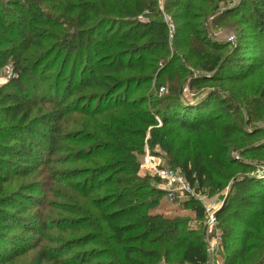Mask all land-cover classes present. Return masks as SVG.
<instances>
[{
    "label": "trees",
    "instance_id": "16d2710c",
    "mask_svg": "<svg viewBox=\"0 0 264 264\" xmlns=\"http://www.w3.org/2000/svg\"><path fill=\"white\" fill-rule=\"evenodd\" d=\"M228 2L166 0L165 10L172 13L177 25L179 22L184 25L179 30L189 29L190 50L201 59L199 67L203 71L216 72L224 63V67L240 69V76L233 72L229 74L232 80L240 81L250 70L248 60H225L221 56L204 58L208 51L224 46L207 37L203 21L193 22L199 17H207L202 14L205 8L219 12L223 8L221 4ZM30 11L31 18L28 19ZM239 14L244 23L264 28V0H241L218 16L226 18ZM141 16L147 18L146 21H141ZM163 17L159 0H0V70L5 66L12 67L11 78L0 86V245L3 247L0 248V264L12 263L18 256L39 248L44 239L55 246L40 248L34 264H113V260H108V255L111 258L114 255L110 252L112 248L121 250L125 264H145L136 256L153 259L150 264H157L156 258L161 255L146 250L145 246L139 245L140 241L147 242L146 245L170 244L173 251L181 250L184 263L209 264L210 252L203 234L190 229L183 219L162 218L149 213L166 192L151 187V177H141V164L136 155L144 154L146 146L160 147L187 182L202 190L214 185L216 169L232 171L230 138L239 130L220 115L210 113L216 106L222 107L226 116L230 113L231 106H226L229 101L219 92H209L194 102L184 100L186 84L180 80L179 71L174 69L173 62L178 55L168 49L169 30ZM95 19L96 24L92 23ZM46 24L65 25L67 29L45 33L43 25ZM14 31L15 35L11 36ZM145 37H151L154 42L145 46L137 44ZM259 37L262 38V34ZM246 38V33H242L241 42L245 43ZM153 47L162 50L154 49L150 52L152 55L161 51L163 59L168 58L166 66L154 70L158 74L156 86L159 89L168 85V92L153 94L148 101L152 106L140 108L138 105H144L147 99L130 98L129 93L137 81L127 78L125 73L136 71L139 74L134 76H140L146 82L141 74L146 68L144 53ZM259 47L254 42L251 48L254 52H262ZM237 49H243L241 43ZM135 56H138L137 60ZM62 58L64 62L55 70ZM48 61L50 66L41 74L39 67ZM216 78L212 75L192 77L189 88ZM262 96L264 98V91ZM213 102L217 104L212 106ZM43 105L47 107L45 111ZM236 110L240 111V107L235 106ZM73 112L88 115L95 123L102 115L111 118L109 127L102 129L96 125L94 128L108 140L86 144L69 157L62 158L64 160L58 158L55 161L58 153L65 149L61 143L78 140L68 135L63 121L65 115ZM183 131L189 135L185 136ZM202 132L206 135L203 138L192 137V133L199 135ZM102 153L115 159L105 164L95 163L93 167L82 168L65 178H60V173L55 177L59 182L84 177L73 184V189L97 213L65 204L60 208L71 216L48 219L49 195L45 194L43 182L38 180L30 184L29 194L24 192L27 189L13 190V178L41 175L57 163L76 159L94 162ZM244 181L246 184L242 185L235 207H246L247 212L241 219L247 223L248 214L257 212L261 204L240 195L248 192L252 185L259 186L257 196L263 195L264 182L254 178ZM147 189L149 192L145 197L143 191ZM101 190L103 194L98 192ZM38 192L45 196L40 198ZM143 197L154 198L148 202L142 201ZM242 200L244 202L240 203ZM190 207L199 218L205 216L204 206L195 202ZM229 210L230 207H222L217 218L222 219ZM78 214L82 219L74 217ZM95 219L105 228L99 229ZM222 221L225 222L221 224L223 247L230 250V260L225 264H237L245 260L250 251L245 240L250 234L236 247L230 242L234 237L233 226L228 219ZM82 228H90L91 232L85 231L65 243L48 233L52 229L67 232ZM110 240L112 243L108 242ZM93 243L94 248H87ZM169 250L165 253H172ZM254 259V264H264L261 248H257Z\"/></svg>",
    "mask_w": 264,
    "mask_h": 264
},
{
    "label": "rangeland",
    "instance_id": "374dc122",
    "mask_svg": "<svg viewBox=\"0 0 264 264\" xmlns=\"http://www.w3.org/2000/svg\"><path fill=\"white\" fill-rule=\"evenodd\" d=\"M240 1L241 0H229L227 5L221 4V6L223 7L221 8V11H217L215 13L214 11L205 8L202 14H205L207 17L204 19V17L201 15L202 17L194 19L193 21L195 24L203 21V26L206 31L207 37L212 41L217 42L218 44H223L224 46L222 49L208 51L204 58L221 56L225 60H230L233 58H246L248 60L247 64H249L250 70L248 72H245V77L240 81L232 80L229 77V74H232L231 72L236 73L239 76L242 75L240 74V69H235L230 66L224 67V63L222 64V62V67H218L217 71L212 73L203 71L201 67H199L201 59L195 54H192V51L190 50L191 47L189 38L191 36V33L189 32V29H187V31L184 30V32L182 30H179L180 28H183L184 25L181 22H179L177 25L175 18L172 16V13L170 14L166 12L165 4L163 3V10L164 12H166V14L164 15H168L169 17H171V21H173V23L175 24V31H173V34L168 31V49L174 54L178 55V59L173 62V65L174 69L179 71V76L181 78L180 80L182 82L185 81L186 84V87L184 89V94L186 96H184V100L194 102L199 100L200 98H204L209 92H219L221 96L229 101L226 106H231V109L230 113H228L227 116L224 112L221 111L220 108L222 107L220 106L214 107V109H212L210 113L220 115L221 118L225 120V122H231L239 130L230 138V144H232V147L229 155L231 157V161L233 162V165L231 167L232 171L228 168L224 170L218 168L216 169V174L214 176V185H211V187H204V189L202 190H198L197 187L192 186L191 193L179 192L177 200L171 201L168 196L169 191L172 188L177 187L176 185H172L170 183L172 179L171 173L173 171L182 173L181 170L176 168L173 163L170 162L167 153L158 146L152 149L149 146H146L144 154L136 155L137 160L141 164L139 171L141 177H151V179L149 180V183H151V187L166 192L165 195H163L161 201L157 205L153 206L152 210L149 211V213L155 214L162 218L183 219L190 229H194L199 234H203L204 239L207 241L209 247V264H225L227 260H230V256H228L230 250L227 251L223 247V226L221 225L224 222L222 221L223 218L224 220L228 219V223L233 226L234 237L230 242L234 244V246L238 247L245 236L247 234H250L245 239L246 244L250 246V251L246 253V259L240 260L237 264H254V258L256 257L257 248H261L264 251V193L263 195L257 196L256 194L259 186L252 185L250 190L248 189V192L242 193V195H240L242 198H248V200L251 199L254 202L260 201L259 204H261V208H259L257 212L253 211L251 212V215L248 214L249 218H247V223L243 222L241 219L247 212L246 207L238 209L235 207L239 202L237 200V196L242 191V185L246 184V181H244L245 178H254L258 182H264V98L262 96V93L264 91V28L262 26L252 27L249 23H244L242 21V14H239L237 16L231 15L226 18H221L220 16H218V14H220L222 11L229 7H232L235 3L238 4ZM198 4V6H201L200 3ZM14 10L17 9L14 8ZM196 10L197 9H193L192 11ZM215 17L217 18L214 22L213 19ZM30 18L31 11L28 12V19ZM146 19L147 18L143 20ZM92 23L96 24V19ZM166 26L169 30V26L167 23ZM156 27L157 26H155L154 28ZM61 28H66V26H50L48 24L43 25V31H45V33H54L56 32V30ZM123 31H126V29H123ZM242 33H246L247 35V41H245V43H242V40H240ZM261 34L263 36L262 38L259 37V35ZM14 35L15 31L11 36ZM231 38H234V42H231ZM153 42L154 41L151 40V37H145L144 39H141V41L137 42V44H139L140 46H145L151 45ZM254 42H257L259 46L262 47V52L253 51L251 47L253 46ZM240 43L242 44L243 49L238 50L237 47ZM155 45L158 46V43H155ZM157 48H159V50H162L161 47ZM157 48L153 47L150 49V51H145L144 56L146 60L143 64L144 66H146L145 69L141 70V66H138V69L142 71V76H145L146 82H143L140 76H134L135 74H139L136 73V71L134 73H125L126 71L123 72V74H126L127 78L130 79V77H132L137 81V84L133 87L134 89H131L132 91L129 93L130 98L132 100H141L142 98L147 99V102L144 105H138L140 108H145V106H152L148 101L152 99L153 94L162 95L168 92V85H165V87H160L159 89L156 86V78L158 74L154 70L156 68L158 70L162 69L164 66H166V62L168 60V58L166 57L163 59V55L160 54L161 51L159 54L154 55L150 53L152 50ZM134 59L137 60L138 56H135ZM48 62H44L43 65L39 67V71L41 72V74H43L48 66H50V62ZM62 62H64L63 58L60 60V63L58 64L59 66H57L55 70L59 69ZM71 65L72 62L70 63V66ZM203 75H212L217 78L215 80L209 81L208 83H203L200 86L197 85L193 88H189V82L192 77ZM11 76V66H5L3 69H1L0 86L5 85L9 81ZM216 104L217 103L213 102L212 106H215ZM93 106H96V104H93ZM235 106L240 107V111H234ZM79 107H82V104H80ZM42 109L43 111H45L47 107L43 105ZM99 118L100 119L98 120V122L95 123L90 116L79 112H73L65 115L63 119L64 124L66 125V127L64 126L65 131H67L69 136L73 138L75 137L78 140L77 142L64 141L63 143H61L65 149L58 153V157L55 159V161L58 158L60 160H64L62 158L69 157L74 152V150L77 151L79 149H82L86 147V144H95L99 141L104 142V140L107 142L108 139L103 138L101 132L96 133V130L94 128L96 127V125H98L97 127L102 129L109 127L111 118L106 117L105 115H102ZM249 120H251V122H249ZM203 133L204 132L201 133L202 135H196V133H192V137L203 138V136L205 135ZM182 134H184L185 136L189 135L186 131H183ZM149 136L150 132L148 133V137ZM255 146L259 147L254 148ZM112 159H115V157L108 153H102L99 154L98 157H96V161L94 162H86L76 159L73 161H67L65 163H57L51 168L45 169V172L41 175H30L26 178H13V181L15 182H12L11 184L14 188L13 190H19V192H21L24 189H27V191L24 192H26V194H29L28 186H30V184H32L33 182H37L38 180L39 182H43V185L45 187V194L49 195L47 201L50 203V206L46 209V215L48 219L61 216H71L70 213H67L60 208V205L65 204L72 207L83 208L87 211H90L91 213H97L96 210L85 203L82 197H80V193L73 189V184L75 182L83 180L84 177H74V179H66L63 182L56 181L55 177L60 173V178H65L66 176H68V174H76L80 172L82 168H86L88 166L93 167L95 163H97L98 165L109 163L112 161ZM163 172H167L168 175H164ZM234 182H237L236 187L234 185ZM17 186H20V188H18ZM218 186H222V189L219 190ZM98 192L101 194L104 193L103 190ZM148 192V189L143 191V193L146 194H144L145 197L148 196ZM37 194L40 196V198L45 196V194L43 195V193L40 192H38ZM145 197L142 198V201L147 200L149 202L154 198L149 197L148 199H145ZM195 202L204 206L205 216L203 218H199L196 214V211L191 209L190 206ZM242 202L244 201L242 200L240 203ZM222 207H230V210L224 215L222 219H218V215H216V213L218 212L219 214L220 208ZM250 210H252V208ZM27 215L30 214L28 213ZM78 215H74V217L76 216L77 219H82V215ZM213 215L216 217L215 220H211V217ZM94 222L97 223L99 229L105 228L102 223H99L97 221V219H95ZM65 223L69 225V222ZM85 231L91 232V229L82 228L79 231L69 229L67 232H62L59 229H52L48 233L52 234L54 237L60 238V241L65 243L74 237L81 236V234H83ZM108 242H111V240ZM146 243L147 242L145 241H140L139 245L145 246L146 250L148 251L154 250L161 255L159 257L160 260L156 258V260H158L157 264H187L181 260V250L173 251L170 244L157 242L154 245H146ZM106 244L109 245L108 243ZM45 246H55V243L44 239L41 242L39 248L30 250L26 254L18 256L17 258H15V260L12 261V263L9 264H34L35 258L40 248ZM95 246L96 245L93 243L92 245H88L87 248H94ZM0 248L2 249L3 247H1L0 245ZM167 249H170L169 251H172V253L169 252V254H166L165 252ZM75 250L79 249L76 248ZM110 252L114 255L112 258L108 255L109 261L113 260V264H117V261H119L121 264H125L120 249L112 248ZM136 258L142 260L145 264H150L153 260L143 258L142 256H136ZM46 264L57 263L48 262Z\"/></svg>",
    "mask_w": 264,
    "mask_h": 264
},
{
    "label": "built area",
    "instance_id": "2783aa9c",
    "mask_svg": "<svg viewBox=\"0 0 264 264\" xmlns=\"http://www.w3.org/2000/svg\"><path fill=\"white\" fill-rule=\"evenodd\" d=\"M165 2H166V0H160L159 1V4H161L160 8L163 11V14H166V12H164V10H163ZM235 4H233V5H235ZM164 18H165L166 23L169 26V31L171 32V34H173V31H175V24L173 23V21H171L172 18L169 17L168 15H164ZM139 19L140 20L142 19L141 21H146V20H143V19H145L143 16L139 17ZM231 42H234V38H231ZM163 174L168 175L167 172H163ZM171 176H172V179H171L170 183L172 185L177 186V187L172 188L169 191L168 196H169V199L171 201L177 200L179 192H181V193H183V192L191 193L192 192V186L187 182V180L185 179V176L182 173L173 171L171 173ZM215 219H216V217L213 215L211 217V220H215Z\"/></svg>",
    "mask_w": 264,
    "mask_h": 264
},
{
    "label": "water",
    "instance_id": "95a60500",
    "mask_svg": "<svg viewBox=\"0 0 264 264\" xmlns=\"http://www.w3.org/2000/svg\"><path fill=\"white\" fill-rule=\"evenodd\" d=\"M222 208H220V210H221ZM216 215H218V212L216 213Z\"/></svg>",
    "mask_w": 264,
    "mask_h": 264
}]
</instances>
